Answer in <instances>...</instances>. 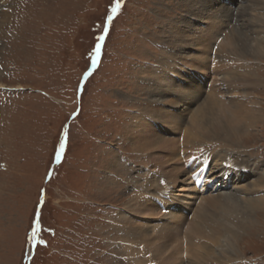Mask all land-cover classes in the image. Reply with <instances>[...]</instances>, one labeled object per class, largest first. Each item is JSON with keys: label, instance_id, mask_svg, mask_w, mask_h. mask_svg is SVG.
Instances as JSON below:
<instances>
[{"label": "rangeland", "instance_id": "374dc122", "mask_svg": "<svg viewBox=\"0 0 264 264\" xmlns=\"http://www.w3.org/2000/svg\"><path fill=\"white\" fill-rule=\"evenodd\" d=\"M223 1L211 0L210 4L208 0L210 6L203 7L192 6L188 0H123L108 25L100 57L93 67L96 58L91 53L104 33L115 0H0V264H161L159 259L148 260L153 255L143 251L145 246L140 241L135 245L137 252L131 253L128 238L119 233L116 216L130 212L129 227L145 222L146 226L158 225L162 218L152 214L155 197L143 192L156 172L157 162L164 165L163 158H171L173 163L164 166L167 173L181 166L187 171L176 177L179 180L171 194L183 203L193 191L187 190L192 184L180 180L190 170L179 157L182 152L186 156L203 155L210 147L204 144L198 151V147L191 151L181 142L180 154L174 149L173 153L167 150L163 158L156 159L157 154L148 151L141 156L132 144L130 125L139 123V128L152 130L150 121L140 116L151 98H158L150 97V92L161 57L169 63L165 56L176 49V35L170 26L188 23L181 29L186 37L194 39L188 54L192 57L201 54L203 47L208 48L206 54L215 55L209 50L214 40L211 28L235 30L242 22L251 40L264 37V18L262 23L258 20V9L242 12L244 20L236 21L233 27L234 20L219 12ZM233 1L237 9L249 0ZM241 8L233 10L234 15ZM220 19L223 26L221 22L218 28L213 27ZM260 42L264 47V38ZM180 46L188 45L183 42ZM178 57L168 59L195 75V59ZM233 63L230 60V66ZM216 64L208 62V73L204 75L208 84L220 83L222 64ZM251 73L264 81V54ZM205 82L201 88L207 96ZM256 86L242 88L255 97L261 116L255 124H236L222 138L240 146L237 150H241V157L250 154L249 159L259 158L264 166V84ZM170 96L176 99L175 94ZM222 97L225 102L236 100ZM197 104L183 108L182 118L187 121L193 117L191 109ZM164 131L171 137L168 128ZM182 132H176L175 137L183 140ZM202 134L203 130L199 138ZM251 183V178H246L237 182V187L214 190L236 194L249 189ZM163 187L161 183L158 189ZM207 192L205 195H210L209 189ZM236 203L238 208L243 204ZM192 210L182 219L185 225ZM250 211L242 227L227 239L236 264H264V208L252 207ZM148 231L152 233L150 227ZM219 232L226 233L222 229ZM189 238L201 244L198 238ZM172 240L167 243L170 248L165 262H175L179 257L185 262L189 256L185 241L180 255L179 242ZM211 257L205 264L219 258Z\"/></svg>", "mask_w": 264, "mask_h": 264}, {"label": "bare ground", "instance_id": "6f19581e", "mask_svg": "<svg viewBox=\"0 0 264 264\" xmlns=\"http://www.w3.org/2000/svg\"><path fill=\"white\" fill-rule=\"evenodd\" d=\"M209 1L210 4H212L211 0ZM188 2L191 5L197 4L203 7L210 6L208 0H188ZM223 2V5L219 4V12H222V15L226 16L228 20H234L232 22L233 27L236 25V21L244 20L242 16L252 7L259 10L258 20L261 23L263 22V0L246 1L247 3H241L237 9H234L235 4L233 0H224ZM240 7H242L241 10L237 11L234 15L233 10H238ZM222 8L225 13L221 11ZM242 12H245V14L242 15ZM195 15L198 16V14H193V16ZM218 16H221V14L218 13ZM237 16L240 18H236ZM223 22L224 21L221 19L219 21L215 20L213 27L218 28L217 25L219 23L223 26ZM185 23L187 22H181L179 26L178 24L177 26L176 24L172 27L170 26L172 33L176 35L174 40H176L177 44L175 46L176 49H171L169 52L167 51L168 54L165 56L167 61L171 64L167 63L163 57H161V61H159L160 67L156 72L157 77H154L155 80L152 81L153 87L150 92V97L154 95L158 98H151L149 101L150 106L147 105L142 109L140 118L143 120L147 118L150 121L149 124L152 126V130L147 131L149 129L148 127L146 130L142 129V127L139 128V123L131 124V141L134 148L141 156L147 151L148 154L154 152L157 154L156 156L154 155L156 159L157 157L163 158L167 150L173 153L174 149H176L175 153L177 151L181 153L182 150L179 148L181 142L187 145L191 151H194V148L197 147L198 151L199 147L204 146V144H209L210 150L208 149V152L203 155L197 152L198 154L189 153L188 156L184 155V157H182L183 152L181 153L179 158H184L183 161L186 166L189 167L190 172L184 179L180 180L185 181L186 184H192L187 190L193 191L192 194H187V201L182 200L183 203L180 199L173 197L171 194L175 192L176 180H179V178L176 177L181 171L184 173L187 171L181 169V166L169 170V173H167V171L164 170V166L173 163L171 158H163L166 162L164 165L157 162L158 166L155 170L156 172L149 180L147 179L148 183L146 187L143 188V192H149L153 198L155 197V207L152 209V214L154 218H162L158 225L154 223L150 226L147 224L146 226L144 224L147 222H145L140 226L134 225V227H129V222L127 221L130 218V215L128 216L130 212H127L128 214L120 212L119 216H116V220L120 225L119 233L128 238L126 241L130 243L131 253L137 250V243L142 242L145 246L143 251L153 255V257H148V260L157 261L159 259L161 264H205L208 258L212 256L214 258L219 257L213 260L214 262L212 261L213 264H228L229 262L227 263L226 261H230L229 264H236L233 260L235 256H232V252L227 248L230 246V244H228L229 242L227 243V239L234 236L242 227L243 219L249 215L252 207L258 206L264 208V166L262 165L263 161L258 160L259 158L254 160L249 159L251 156L250 154H248V157H241L243 156L241 150H237L240 146H237L235 142H231L230 139L226 140L227 138L223 139L222 137L225 132H231V128H234L236 124L240 125L244 122H254L257 120L258 116H261L257 113L258 109L256 108L257 102L255 97L248 95V91L242 87L249 89L252 85L264 84V81H258V77L253 76L251 73V69L260 64V56L264 54V47L262 42H260V39L264 37L251 40L248 34L244 32V28L247 27L242 22L241 24L239 23V29L234 30L231 28L232 31L231 29L223 31V29L220 30V28H218V30L211 28L210 34L214 40L209 43V50H214L215 55L206 54L208 48L205 49V47H203L201 49V54L192 57L188 54L193 49L192 40L194 39L186 37V32L181 29ZM222 26L220 27L222 28ZM183 42L188 45L186 48H180V44H183ZM166 43L167 42H165V44ZM188 47L190 48L187 51H183V49H187ZM170 56H172V58L173 56H180L178 58L185 57L195 59L194 69L196 68L198 71H196L195 75H189V69L175 65V61L168 59ZM249 59L251 60L249 61ZM212 60L216 61L217 66L222 64V73L218 76V81H220L219 84L218 82L216 84L215 82H209L208 84L204 80L205 73H208V62ZM230 60L234 62L232 66H230ZM239 61H241L242 64ZM212 79L213 77L210 78V81H212ZM200 82L201 84H199ZM203 82L206 83V90L208 84L207 96L204 95V89L201 88L204 84ZM171 94H175L176 97L174 98L176 99H172L173 97L170 98ZM235 94L239 97L233 96ZM165 95H168V97ZM222 95L228 99L229 97L236 98V100L225 102ZM165 97L167 99H165ZM171 101L175 102L172 103ZM195 102H198V104L191 109L193 110V117L191 116L187 122L182 118V111L188 108V104ZM243 103L244 105H241ZM165 105L167 107H165ZM168 105L169 107L174 105V108H168ZM181 112L182 114H178ZM155 117L158 118L157 121H155ZM182 125L183 127H181ZM165 127L168 128V134H170L171 137L165 134ZM202 130V138H199V133H202ZM181 131H183L182 133L185 136L183 140L178 136L175 137L176 132ZM217 146L219 148H217ZM179 158L176 160L179 161ZM149 172L150 171H148V175ZM211 172H213V175ZM246 178H251L252 181V185H250L249 189L247 188L246 191L245 189L243 191L240 189L241 191H236V194L231 191L227 193L228 190L226 192L215 191L216 193H211L214 189L230 188V186L237 187L236 183ZM161 183L164 184V187L159 190L158 186ZM247 185L248 184H246V186ZM209 187L212 191L210 195H205L208 193L207 189ZM196 191L197 196H195ZM237 192L240 193L239 196ZM145 196H147V194ZM194 198H196L195 201ZM236 200L237 202L240 201L243 203L240 205V208H238ZM179 203H182L183 206ZM194 204L196 205L195 208L193 210L190 209ZM191 210V216L189 217L190 221L185 225L182 219H185V215H189V211ZM239 214H241L240 217L238 216ZM149 227L152 231L151 234L148 231ZM183 227H185L184 231ZM219 227L226 233L223 234L219 232V230H221ZM233 227L235 230H233ZM190 236L198 238L201 244L194 243L192 239L189 238ZM170 238L174 239V241L172 240L171 242H179L180 255L182 254L181 244L185 241V252L189 255L185 262L181 260L182 257H179L180 260H175V262L171 260L165 262L166 253L170 248L168 244H171L168 243ZM151 239L154 240L151 241ZM174 247L177 248V246ZM219 248L224 249L220 252ZM175 254L173 257H175ZM193 255L194 257L192 258ZM212 262H210V264H212Z\"/></svg>", "mask_w": 264, "mask_h": 264}, {"label": "snow or ice", "instance_id": "6c2138e0", "mask_svg": "<svg viewBox=\"0 0 264 264\" xmlns=\"http://www.w3.org/2000/svg\"><path fill=\"white\" fill-rule=\"evenodd\" d=\"M123 0H115L114 5L110 9V15H108L107 20L105 22L104 27V33L98 37V43L96 44L95 48L93 49V52L91 53L92 56H94L96 59L93 60V67H95L97 60L100 57L101 49H102V42L105 40L107 33H108V25H110L111 21L113 20L116 13L121 9ZM90 73H86L88 75ZM60 149H64V144L61 143ZM59 159V157H58ZM38 224V221H37ZM35 233H33L34 235Z\"/></svg>", "mask_w": 264, "mask_h": 264}]
</instances>
